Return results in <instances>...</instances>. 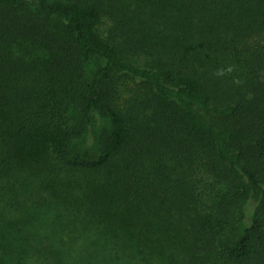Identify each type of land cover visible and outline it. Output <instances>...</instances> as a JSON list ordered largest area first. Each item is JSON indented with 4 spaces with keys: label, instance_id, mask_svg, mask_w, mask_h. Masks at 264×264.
Listing matches in <instances>:
<instances>
[{
    "label": "trees",
    "instance_id": "1",
    "mask_svg": "<svg viewBox=\"0 0 264 264\" xmlns=\"http://www.w3.org/2000/svg\"><path fill=\"white\" fill-rule=\"evenodd\" d=\"M0 264H264V0H0Z\"/></svg>",
    "mask_w": 264,
    "mask_h": 264
},
{
    "label": "rangeland",
    "instance_id": "2",
    "mask_svg": "<svg viewBox=\"0 0 264 264\" xmlns=\"http://www.w3.org/2000/svg\"><path fill=\"white\" fill-rule=\"evenodd\" d=\"M92 143H93L92 140H89L87 146H88V147L91 146ZM87 146H86V147H87Z\"/></svg>",
    "mask_w": 264,
    "mask_h": 264
}]
</instances>
